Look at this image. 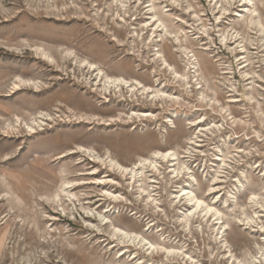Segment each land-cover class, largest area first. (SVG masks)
I'll return each instance as SVG.
<instances>
[{
	"label": "rangeland",
	"instance_id": "rangeland-1",
	"mask_svg": "<svg viewBox=\"0 0 264 264\" xmlns=\"http://www.w3.org/2000/svg\"><path fill=\"white\" fill-rule=\"evenodd\" d=\"M126 1L0 0V264H264V0ZM36 46L55 65L70 51L176 101L104 95L95 75ZM18 78L41 88L16 89ZM39 112L54 119L32 133ZM78 147L145 166L134 180L84 152L56 159ZM157 150L178 163H151ZM72 160L74 204L59 202ZM111 224L132 234L125 256ZM142 240L175 257L145 255Z\"/></svg>",
	"mask_w": 264,
	"mask_h": 264
},
{
	"label": "bare ground",
	"instance_id": "bare-ground-1",
	"mask_svg": "<svg viewBox=\"0 0 264 264\" xmlns=\"http://www.w3.org/2000/svg\"><path fill=\"white\" fill-rule=\"evenodd\" d=\"M127 1H129V0H127ZM124 2H125V0H124ZM125 5L126 4H124L123 8H125ZM152 21H154V22H152ZM161 25H162L161 22L159 23V20L155 18V15H153L151 17L150 23L146 24L145 26H146L147 29L151 28L150 30L153 31V34H154L155 32H158L161 29ZM143 34H145V33H143ZM153 34L151 35V38L153 37ZM148 45H149V43H148ZM34 51H35V53H36V55H37V57L39 59H42V60L44 59V60L48 61L49 63L53 64V66L55 65L53 63V62H55L53 55L50 54L49 51H47L44 47L36 46L34 48ZM158 58H159V56H158ZM62 64L64 66L65 65H74L75 69H77V70H79V71H81L83 73L86 72L89 75L90 74L91 75H95V79L97 81L96 82L94 81V83H91L90 86H95V85L97 86V88L95 87L96 89H94V91L95 90L99 91V87H101L100 92L102 94H104V95L110 94V93H118V92L121 93L122 89L127 88L129 92H134V93L136 91H141L142 94L151 93L152 92L153 95H152V98L150 99L151 101H157V100L159 101V100L166 99V98H164V96H168L167 97L168 100L171 99L173 101H176L175 97L170 96V95H166L165 93H162L159 89L152 90L151 87L142 84V82H140V81H132V80H129V79H126V78H123V77L109 76L100 65H97V63L92 62V61L88 60L87 58H80L79 56H77L75 54H72V52H70V51H66V53H64V51L61 52L60 61L55 65V67H57V66L61 67ZM162 64H165V65H167L169 67V64L166 62V60H164V62ZM190 66L189 65L186 66V70H184L183 74H178L176 71L174 72V74H176L177 78L185 80L186 79L185 78L186 75H188L191 72L190 68H193L192 66L191 67ZM164 69H165V67H164ZM18 80H20V79L18 78ZM20 81H18L19 83L15 82L14 86L16 87V89H22L21 87H24V88L27 87V88H30V89L31 88L32 89L36 88L37 90H39L41 88L38 85V82H36L35 80L33 81L32 79L31 80L28 79V80L25 81V80L21 79ZM90 82L91 81H85V83L87 85H89ZM131 117H137L139 119L140 118L143 119V117L150 118V117H154V116L151 113H138V112H135V113H132L130 115V118ZM130 118H129V120H130ZM48 119H54V118L51 117L49 113L39 112L38 115H36L35 117L31 118V120L27 123V125H28L27 129H29V131L32 132V133L35 132L36 130H38V128L44 129L43 126L45 124L43 123V120H48ZM79 119L82 120L81 117H79ZM81 152H84V153H82L84 156L86 155V156L92 157L93 160L98 161V162L102 163L103 165L109 166L110 169H112L113 171H116V172L117 171L118 172H128V173L130 172L131 173V179H134V180L136 179V170H135V168H137V166H145L144 159H140L138 162L135 163V165L131 169L128 168V167H123L121 164L116 162L112 157H110V156L102 157V156L97 155L95 153L92 154L91 151L84 149V147H78L76 149L65 150L64 152H61L56 157V159H61V158H64V157L72 156V155H75V154L81 153ZM176 155H177L176 152L173 151V150H166V151L157 150V151H154L150 155V159H151V163H154L157 160H160V161H164V162L165 161L166 162H170V163H172L171 166H174L176 164L177 160H178V157ZM73 163H74V160L69 161L68 162V164H69L68 170L64 169L66 174L63 175L64 180H63V183L61 185L62 197L59 199V202H63V203H66V202L68 203L69 202L71 204H74V203H76L77 200L78 201L80 200V198L77 199V197L71 191L72 189H74V187L76 185H78V183L77 182L75 183L74 181L68 180V178H66L67 177L66 175H68L70 172L72 173V169H73L72 168L73 167L72 164ZM78 163H80V162L76 161L73 165H77ZM154 165H156V164H154ZM174 177H176V178L180 177V174L179 173L175 174ZM179 192H180L179 194H181L183 198L189 196V194L191 193V191H189L186 188H182ZM61 193H60V190H59V192L57 193V196H61ZM113 198H114V201H119L118 196L114 195ZM190 200H194L195 201L194 202V207L195 208H199L200 204L203 202L200 198H198L196 196L192 197ZM63 203H61V204H63ZM206 207L208 208V211H210L212 209L209 205H207ZM216 211L217 212L214 213L213 216L216 215L219 212L218 210H216ZM184 219H185V223L188 224L190 222V220H191V215L190 214H186ZM215 219H217V217H215ZM100 220H102L103 222H106L105 218H101ZM111 225H113V224H111ZM112 227H113V230L116 232V233H114V235H118V239L121 240L118 243L117 242L114 243L113 246H120L121 245L122 247L119 249V254H120V256L121 255L125 256L127 254L128 250H129L127 247L129 246L130 239H132L131 238L132 234L130 232L126 231L125 229H123L121 227H118L117 225H113ZM139 246L141 247V249L143 251H145L144 252L145 255H149L150 257L151 256L154 257V256H157V255H159V256L163 255L166 258V260H168V261H170L172 257H175V254H176L175 253V248H170L168 246L162 245L160 242L159 243H152L150 241L142 240V242H141V244ZM141 249L138 246L136 247V252H134V254L132 256V259H135L136 257H138V252L142 251ZM179 251H181V250H179ZM147 262H148V264H153L152 263V258L147 260ZM141 263H142V261H139L137 259L136 264H141ZM124 264H127V262H125Z\"/></svg>",
	"mask_w": 264,
	"mask_h": 264
}]
</instances>
